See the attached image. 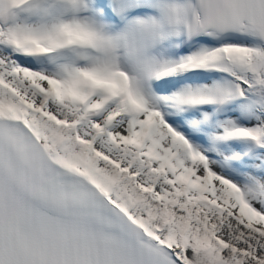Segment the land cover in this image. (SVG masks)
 Returning a JSON list of instances; mask_svg holds the SVG:
<instances>
[{"label": "snow or ice", "instance_id": "obj_1", "mask_svg": "<svg viewBox=\"0 0 264 264\" xmlns=\"http://www.w3.org/2000/svg\"><path fill=\"white\" fill-rule=\"evenodd\" d=\"M0 264H264V0H0Z\"/></svg>", "mask_w": 264, "mask_h": 264}]
</instances>
